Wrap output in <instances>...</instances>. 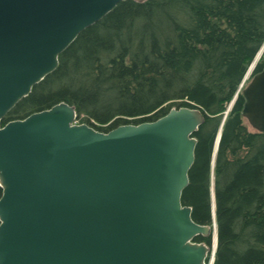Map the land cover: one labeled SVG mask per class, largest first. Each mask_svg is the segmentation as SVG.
Returning a JSON list of instances; mask_svg holds the SVG:
<instances>
[{
	"label": "water",
	"instance_id": "95a60500",
	"mask_svg": "<svg viewBox=\"0 0 264 264\" xmlns=\"http://www.w3.org/2000/svg\"><path fill=\"white\" fill-rule=\"evenodd\" d=\"M121 1L0 0V264H207L214 252L195 240L212 226L182 201L201 108L104 132L62 101L4 123ZM242 96V115L264 132V66Z\"/></svg>",
	"mask_w": 264,
	"mask_h": 264
},
{
	"label": "trees",
	"instance_id": "16d2710c",
	"mask_svg": "<svg viewBox=\"0 0 264 264\" xmlns=\"http://www.w3.org/2000/svg\"><path fill=\"white\" fill-rule=\"evenodd\" d=\"M263 47L264 0H124L79 34L4 123L62 101L105 132L201 108L183 204L216 229L213 264H264V132L244 122L239 93ZM263 66L264 54L256 71ZM212 235L195 240L212 246Z\"/></svg>",
	"mask_w": 264,
	"mask_h": 264
},
{
	"label": "bare ground",
	"instance_id": "6f19581e",
	"mask_svg": "<svg viewBox=\"0 0 264 264\" xmlns=\"http://www.w3.org/2000/svg\"><path fill=\"white\" fill-rule=\"evenodd\" d=\"M263 54H264V47L259 51V53L257 54V57L255 59V61L253 62V64L250 66L249 70L247 71L246 75H245V78L243 80V84L240 86V89L242 87H244L247 83V81L250 79L257 63L259 62V60L263 57ZM17 105V104H16ZM221 134V131L219 133V136ZM219 143V138H218V141H217V145ZM213 215H214V225L216 226V212L213 211ZM215 231L213 232V235H212V246L214 247V252L216 251V248H217V233H216V229H214ZM213 257H214V253H213ZM212 257V258H213ZM212 262H213V259H212ZM213 264V263H212Z\"/></svg>",
	"mask_w": 264,
	"mask_h": 264
},
{
	"label": "rangeland",
	"instance_id": "374dc122",
	"mask_svg": "<svg viewBox=\"0 0 264 264\" xmlns=\"http://www.w3.org/2000/svg\"><path fill=\"white\" fill-rule=\"evenodd\" d=\"M262 60H263V57L259 60L260 62H262ZM259 62V63H260ZM251 78H252V76L250 77V79L247 81V83H246V85L251 81ZM77 122H79L80 123V120L79 119H77ZM244 122L246 123V125L248 126V128L250 129V130H253V131H255L256 129L249 123V121H248V119L247 118H245L244 117ZM213 257V256H212ZM211 257V259L210 260H212L213 258ZM210 264V263H209Z\"/></svg>",
	"mask_w": 264,
	"mask_h": 264
}]
</instances>
